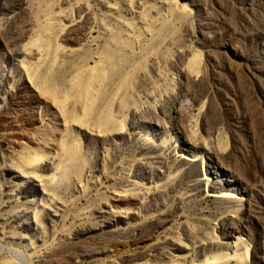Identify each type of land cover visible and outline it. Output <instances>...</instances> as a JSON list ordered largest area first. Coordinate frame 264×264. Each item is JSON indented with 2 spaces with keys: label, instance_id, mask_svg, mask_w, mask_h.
I'll return each mask as SVG.
<instances>
[{
  "label": "rangeland",
  "instance_id": "obj_1",
  "mask_svg": "<svg viewBox=\"0 0 264 264\" xmlns=\"http://www.w3.org/2000/svg\"><path fill=\"white\" fill-rule=\"evenodd\" d=\"M61 10L56 55L37 68L29 41ZM95 63L96 107L116 122L68 132L26 66L67 108V81ZM34 151L46 181L20 173ZM4 261L264 264V0H0Z\"/></svg>",
  "mask_w": 264,
  "mask_h": 264
},
{
  "label": "bare ground",
  "instance_id": "obj_2",
  "mask_svg": "<svg viewBox=\"0 0 264 264\" xmlns=\"http://www.w3.org/2000/svg\"><path fill=\"white\" fill-rule=\"evenodd\" d=\"M172 6L175 7L174 4ZM62 12H63V10H61L60 12L54 11V13L51 14L47 18V21L49 19V24L47 23V21L43 24V27H44L43 31L45 30V27L48 25V34L47 35H43L41 32V33H39V35L37 34L34 37L32 36L33 38L31 39V41H29V43H31V45L35 46L37 49V52H36L37 57H36V61H35L36 64L38 65L37 68L42 67L43 65H46V64H48V65L51 64L52 60L54 59V57L56 55V53H54V51H56V50L53 51V49H52L54 47V46L52 47V44H53L52 42H53V39L56 37V35L59 32L58 28L60 26V21H62V19H61ZM105 48H107L106 50H108V51H106V52L102 51L103 53H105V55L103 57L105 60L110 61L112 59V58L110 59V54L112 51L116 50L115 46L112 42H110L109 45L108 46L106 45ZM116 51L119 52V50H116ZM58 53H60V51ZM115 54L116 53H114V55ZM197 56H195L194 59H196ZM95 61H97V60H95ZM102 61H103V59H102ZM111 62H114V60H112ZM84 65L85 66H82V64H81L82 67H80L78 70L75 69L76 72L72 76V78H70V79L68 78L69 81H67V83H68L67 87H69L71 93L74 95V100H73L74 102H70V103H73V106L72 105H71V107L67 106V108H64L62 101L58 100L60 95H59V89H58L57 85H55L54 83L53 84L49 83L50 85L49 84L47 85L46 84V76L47 75L46 76L43 75L44 73L40 72V69L37 70V68H36V70L31 71V70H33V68L31 66L29 67L28 65L26 66V71L28 72L29 78H30V80H32L33 85L36 88H38L39 90H41L42 94L50 97L52 99L53 103L55 104V106H57L60 110L63 111L65 118H66V123H65L66 129L65 130H67L68 132H70L69 131L70 129L75 128V126L77 124H80L81 126H83L85 124L84 120H86V118H89V119L92 117L95 118V121H96L95 123H97L98 127H112V125H114L116 122V121H114V115H113L114 113L112 112L109 103L108 104L105 103L104 106H102V104H101L100 105L101 108H99V109L96 107L95 100L100 99V98L103 99L102 96H103L104 91H105L103 88V84L99 85L102 82L103 75L105 72V71L103 72V70H105V69L96 63L94 65H90V64L89 65L84 64ZM110 65H111V63H110ZM50 66L52 67V65H50ZM45 71H47V70L45 69ZM61 89H63V88H61ZM70 103H68V104H70ZM176 113H183L187 116L188 121L190 122L189 127L192 131H195L198 128V122L200 120V118L198 116L199 113H196V114L192 113L190 110V107L187 103H182V102L179 103V105L177 106V109H176ZM71 131H73V130H71ZM70 139H72V137ZM74 146H76V144H74ZM69 148L70 147L68 145H66L65 143H62V146H61L62 152L66 153ZM71 156H73V155L71 154ZM193 156H194L193 158H196L197 154H193ZM41 158H42V155L38 154L37 151H34V153L30 156H24V158H23L24 161H27V162L32 161L34 165H32L30 167L25 166L24 168H22L20 173L25 175V176H35L36 178H38L39 181L42 180L41 182L50 179V177H45V176L40 175L38 170H37V164L41 160ZM72 158H74V156ZM65 159H66V157H65ZM67 160H68V158H67ZM68 161H67V163H68ZM63 163H64V161H63ZM69 163H70V161H69ZM219 193H221V192H219ZM219 193H216V194L219 195ZM224 194H226V193H224ZM18 246H19V244H17V247ZM220 255H222V254H220ZM230 256H231V254H230ZM218 257H221V256H218ZM16 258L18 260V257H16ZM226 258H227V256H226ZM24 259H25V257H24ZM2 264H16V263L12 262V261H4Z\"/></svg>",
  "mask_w": 264,
  "mask_h": 264
}]
</instances>
